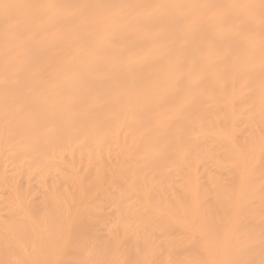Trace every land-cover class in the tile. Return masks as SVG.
<instances>
[{"label": "bare ground", "instance_id": "6f19581e", "mask_svg": "<svg viewBox=\"0 0 264 264\" xmlns=\"http://www.w3.org/2000/svg\"><path fill=\"white\" fill-rule=\"evenodd\" d=\"M0 264H264V0H0Z\"/></svg>", "mask_w": 264, "mask_h": 264}]
</instances>
